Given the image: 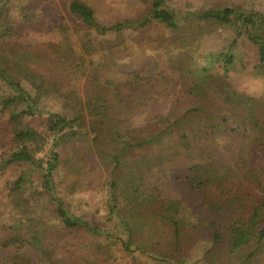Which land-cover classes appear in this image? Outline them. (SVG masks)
I'll return each mask as SVG.
<instances>
[{"label": "trees", "instance_id": "trees-1", "mask_svg": "<svg viewBox=\"0 0 264 264\" xmlns=\"http://www.w3.org/2000/svg\"><path fill=\"white\" fill-rule=\"evenodd\" d=\"M12 1L3 0V5ZM35 1L25 3V12L20 9L13 23L2 20L0 3V244L29 246L49 264H63V252L77 264H122L114 257L118 247L129 256L126 264H194L183 260L192 248L198 251L197 264H264V13L229 6L184 12L168 0H152L148 15L108 25L88 2L69 0L68 11L85 34L120 35L155 21L167 27L178 44L174 63L159 67L155 62L152 73L180 80L182 96L196 102L186 107L178 98L143 131L121 132L107 124L122 100L115 92L118 82L106 73L119 64L117 57L106 60L108 55L100 63L78 61L79 67L95 71L88 73L84 98H76V90L60 91L50 79L27 69L15 53L18 40L29 38L30 32L47 34L52 26L64 30L62 34L69 31L63 22L47 26L39 12L33 19ZM214 24L231 27L236 35L225 48L201 55L202 37ZM65 36L74 37L69 32ZM242 36L257 48L259 61L251 68L235 54ZM67 44L58 47L73 55L75 46ZM143 71L133 75L142 78ZM218 99L235 119L229 120ZM48 100L61 109L46 106ZM13 104L18 107L11 111ZM66 134L72 140L69 150L61 148ZM215 135L243 138L250 151L240 173L214 163L199 144ZM181 154L196 162L168 171L181 186L180 197H161L155 188L143 187L151 170ZM88 162L92 170L105 173L107 205L95 221L69 202L76 191L75 177L86 173ZM10 170L14 174L5 177ZM250 182L261 196L249 189ZM8 260L34 264L24 252Z\"/></svg>", "mask_w": 264, "mask_h": 264}, {"label": "rangeland", "instance_id": "rangeland-1", "mask_svg": "<svg viewBox=\"0 0 264 264\" xmlns=\"http://www.w3.org/2000/svg\"><path fill=\"white\" fill-rule=\"evenodd\" d=\"M1 1L3 5V0H0V3ZM29 1L13 0L9 4L3 5L2 20H5V23L17 21L20 9L24 13V4ZM84 1L91 4L96 10L97 18L104 23H108V25L124 19L144 17L148 15L152 7V0ZM68 2L69 0L35 1L34 8L30 10L33 19L36 16L35 13L39 12L42 18L41 22H44L47 26L51 27L55 23L63 22L65 27L69 28L67 32L74 37L73 40H68L69 38L65 36L67 32L62 34L64 30H58L54 26H52V31L47 34L42 35V33H34V31L30 32L29 38L21 36L14 46V51L15 53H20L27 69H33L41 76L50 79L59 87L60 91L76 90V98H84L88 85V73L95 70L90 68L85 70V68L79 67L78 61L84 59L87 63H91V60L94 63H100L108 55H110V58H106V60H112L117 57L115 59L119 64H116L114 68L106 69V73L118 82L115 92L118 94V98L122 100L119 103V110L116 111L114 117L107 119V124L109 127L119 129L121 132L128 128L139 132L143 131L148 123L152 121L154 115L167 114L170 108L177 104L178 98L181 99L178 103L186 107L192 106L196 102V98L182 96L180 80L168 75L155 76L152 73V70L156 68L155 62L159 67L166 65L170 61L174 63L172 58L176 57L175 54H177L179 49L178 44L171 39L172 33L167 27L154 21L139 30H125L120 35L97 36L88 30H85L87 33L85 34L80 30L82 25H79V23L81 22L74 16L71 17L68 11ZM168 4L184 12L229 6L246 10H257L264 13V0H168ZM74 23H77V25ZM208 30L209 34L202 37L201 40V55L207 51L217 52L225 48L233 41L236 35V31L226 25L214 24ZM90 38L91 40L88 42ZM64 42L65 46L67 43L70 44H67L68 47L75 46L73 55H71L72 51L64 52L60 46L58 47L60 43ZM86 42L88 45L85 48ZM113 51L116 53L114 54ZM235 54L240 63L245 65V68L246 65L251 68L253 64L259 61L257 48L249 43L246 36L240 37L235 47ZM107 62L111 64L110 61ZM147 65L148 68L146 69ZM142 69L144 70V77L138 78L133 75ZM24 85L32 89L30 85ZM209 98L213 99V96H209ZM207 102L210 104L208 100ZM216 103L222 106V110L225 111L229 120L236 118L232 116L234 114L231 108L223 101L221 102L218 99ZM45 105L54 110L61 109L60 104L51 100L46 101ZM262 105V109H264V103ZM17 107L16 104H13L10 106V110L14 111ZM35 124L41 129L44 127L38 120H36ZM212 137L208 139L204 137L201 140L203 143L199 144H202L205 151L212 155L214 163L227 165L230 167L231 174L234 172L240 173L239 166L243 162V157L244 155L249 156L248 152L250 151L248 147L245 148L243 146V138H235L234 135H215ZM71 141L69 134H66L61 140V148L69 150L72 145ZM110 159V157H107V161ZM195 162L196 160L184 154L174 156L165 167L155 171L151 170L152 172L150 171L149 175L144 179L143 187L155 188L161 197L178 198L183 193L181 186L171 180L170 176H168V171L172 166H188ZM91 166V162L86 163V167L84 166L86 173L78 178L74 176L77 179L76 191H73V194L69 196V202L73 208L84 215H89L90 219L92 218L95 221L97 217H100L105 212L103 208L104 205H107V196L104 171L92 170ZM13 174L14 170H10L5 177H11ZM2 180H0V188ZM244 182L246 181L244 180ZM70 183L71 181L67 183V190L70 188ZM247 186L253 193L261 196L259 190H255L251 182ZM17 252L31 255L34 259V264H49V262L37 255L33 248L20 244L8 246L0 244V264H10L8 256ZM197 256L198 251L192 248L190 256L188 258L183 257V260L197 264L194 261ZM61 257L64 259L63 264L65 261L69 262V264H77L73 258L69 260L71 257L68 252L61 253ZM114 257L122 264H126L129 261L128 254L119 247L114 250Z\"/></svg>", "mask_w": 264, "mask_h": 264}]
</instances>
